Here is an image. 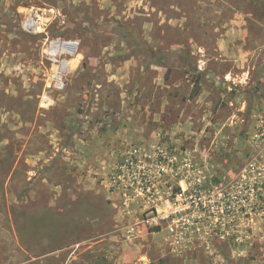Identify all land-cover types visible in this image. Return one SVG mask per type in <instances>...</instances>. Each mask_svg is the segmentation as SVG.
<instances>
[{"label":"rangeland","instance_id":"rangeland-1","mask_svg":"<svg viewBox=\"0 0 264 264\" xmlns=\"http://www.w3.org/2000/svg\"><path fill=\"white\" fill-rule=\"evenodd\" d=\"M262 120L264 0H0V264H264ZM134 145L209 162L188 246L110 191Z\"/></svg>","mask_w":264,"mask_h":264},{"label":"built area","instance_id":"built-area-1","mask_svg":"<svg viewBox=\"0 0 264 264\" xmlns=\"http://www.w3.org/2000/svg\"><path fill=\"white\" fill-rule=\"evenodd\" d=\"M255 136L257 142L259 139L264 142V121L257 126ZM195 149L169 151L157 145L150 153L134 145L122 152L109 175L110 191L120 204L128 208L136 203L143 208L136 224L146 230L165 229L174 247H186L192 241L193 233L200 229L195 207L206 204L203 193L209 178V162L205 159L200 163L193 154ZM259 156L262 154L254 156L246 167L258 168ZM247 181L250 196L257 198V176H249ZM225 208L232 212L230 203ZM200 210L205 212L206 208Z\"/></svg>","mask_w":264,"mask_h":264},{"label":"bare ground","instance_id":"bare-ground-1","mask_svg":"<svg viewBox=\"0 0 264 264\" xmlns=\"http://www.w3.org/2000/svg\"><path fill=\"white\" fill-rule=\"evenodd\" d=\"M38 21V20H37ZM40 21V20H39ZM34 21L30 20L27 22V25L29 27L34 26ZM40 27V26H39ZM74 44L73 42H61V41H55L52 43V47H51V51L53 54L57 53V51H67L69 53L72 52L73 48H74ZM76 57V56H75ZM78 59V57H77ZM72 61V60H71ZM71 61H67L66 64H71ZM78 63V62H77Z\"/></svg>","mask_w":264,"mask_h":264},{"label":"trees","instance_id":"trees-1","mask_svg":"<svg viewBox=\"0 0 264 264\" xmlns=\"http://www.w3.org/2000/svg\"><path fill=\"white\" fill-rule=\"evenodd\" d=\"M195 83H197V82H195Z\"/></svg>","mask_w":264,"mask_h":264}]
</instances>
